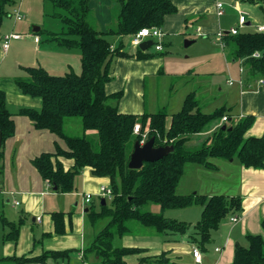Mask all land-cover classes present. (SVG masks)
<instances>
[{
    "label": "trees",
    "instance_id": "1",
    "mask_svg": "<svg viewBox=\"0 0 264 264\" xmlns=\"http://www.w3.org/2000/svg\"><path fill=\"white\" fill-rule=\"evenodd\" d=\"M67 14L55 12L63 24L60 33H47L49 40L60 46L76 48L80 51V73L73 71L62 75L49 73L41 66H25V77H16L14 83L19 90L32 98H39L41 106L21 107L17 114L28 117L37 129H47L62 138L66 148L55 143L53 152H41L31 162L49 185L56 186L58 192L74 189L77 174L85 167L91 174L110 179L111 198L100 203L96 209L90 205L86 218L91 225L102 221L92 243L83 250L82 258H97L99 264H128L125 256L139 252L138 248L114 246L116 236L121 237L135 227L146 228L159 234H185L189 239L204 246L211 239L212 232L220 223L242 212L239 195L180 194L176 191L186 162H195L208 168L214 167L210 158L229 159L236 157L245 167L264 168V135L245 136L254 121L252 115L238 118L229 125L219 126L197 149H189L187 142L191 134H197L213 121L227 114L220 107L210 113L202 112L194 93L186 95L181 109L170 115L159 110L152 113L135 114L122 112L118 101L122 91L107 93L105 85L112 79L111 62L116 57L148 58L147 51L137 47L134 54L124 50L120 40L113 41L106 35H132L142 27H161L168 14L175 13L177 7L172 0H115L118 11L115 20L106 31L95 26L89 0H48ZM241 4L258 5L264 12V0H237ZM16 0H0V31L3 20L10 15ZM1 38V37H0ZM223 42H232V58L241 60L247 67L249 76L264 78V31L247 30L237 34L222 35ZM259 53L255 57L253 54ZM13 113L6 103L5 93L0 89V161L3 144L15 132ZM78 117L84 134L69 135L63 130L65 118ZM139 123L140 133L133 128ZM225 126V128H222ZM96 133V145L85 132ZM154 137V146H172V150L159 160L145 162L139 169L128 167L132 145L140 140ZM59 157L71 158L73 164L65 169ZM158 204L160 212H152L145 207ZM193 204L202 207L200 218L190 224L166 217L165 209L184 208ZM54 232L64 233V213L52 212ZM0 220L10 231L7 237L18 235V224L9 221L0 213ZM264 231V219L261 220ZM247 245L236 243L231 264H264V238L260 234L245 235ZM71 250L45 251L38 256H6L0 264L29 262L43 263L47 258L54 260L68 258ZM137 264H143L141 260Z\"/></svg>",
    "mask_w": 264,
    "mask_h": 264
},
{
    "label": "crops",
    "instance_id": "2",
    "mask_svg": "<svg viewBox=\"0 0 264 264\" xmlns=\"http://www.w3.org/2000/svg\"><path fill=\"white\" fill-rule=\"evenodd\" d=\"M172 1L177 7V11L164 18L161 26L163 36L160 39L162 49L156 50L154 40L146 39L144 41H152V44L142 50L150 53V57L114 58L110 66L112 79L105 85L106 92L122 91V96L118 101V108L122 112L142 114L165 110L168 115L167 125L170 123V115L181 109L184 99L189 93H194L202 112L210 113L220 107L227 109V114L224 115L227 120L224 121L222 117L211 122L204 131L191 134L187 147L188 143L192 142L199 148L202 142L219 126L225 123L229 125L246 115H252L254 121L245 136L264 135V83L259 82L264 78L249 76L247 67L241 60L233 59L232 52L230 60L238 65L239 73L236 78L238 85L230 88L226 96L218 102H214L216 99L214 95L211 97L213 100H210V96L205 94L204 90L206 87L209 89L207 85H211L210 89L214 90V83L207 81V75L194 68L173 72L175 77H170L169 86L164 93H160L161 76L168 73L174 75L171 70L165 69L167 56H164L168 52L165 50V45H170L169 42L173 35L183 29L184 36L189 35L185 40L188 41V44H185L187 46L195 41L192 37L194 33L195 36L208 39L215 35L218 37L220 32L230 34L228 31L233 26H222L219 18L222 13L217 14L216 8V2L220 0ZM230 1L238 14L239 11L245 12L240 8L241 3L237 0ZM88 4L97 29L106 31L113 24V0H89ZM23 20L24 17L16 23L22 25ZM27 25L25 21L23 28H27ZM260 25H264V23ZM245 27H252L249 20L242 28ZM224 28L226 30L221 31ZM41 30L40 27L34 26L30 32H19L15 27L10 29L1 27L0 37L5 33L15 32L22 34V37L14 40L26 38L34 43L31 51L24 45L26 41L12 44L7 48V51L2 48L0 38L2 60L4 61L9 54L22 70L25 66H41L47 71H57L65 66L71 67L69 57L77 61L80 59L78 49L60 46L49 40L47 33H60L63 29L59 32L46 31L47 36L40 35ZM35 37L38 38V41H35ZM218 38L222 47L232 46L233 51L234 44L232 42L225 44L222 36ZM119 41L120 39L113 42V45ZM157 41L155 40V42ZM139 45H132L134 46L133 50H128L124 46V50L134 54ZM205 80L207 82H204ZM183 81L189 83L184 84ZM227 82L232 84V79H228ZM0 89L5 93L7 107L8 103L17 105L15 111L9 109L13 113L15 132L5 140L3 157L0 161V213L7 220L18 224L16 238L7 237L10 229L0 220V258L12 255L32 257L41 255L45 251L71 250L68 258L56 260L47 258L45 264H99L96 257L89 256L83 259L82 254L84 248L92 243L104 223L100 221L101 224L98 222L96 225H91L85 214L90 205L98 209L102 199H107L99 196V192L101 186L110 187V179L94 176L90 169L85 167L78 174V179L74 180L75 190L66 193L56 191L54 186L49 185L47 180L41 177L31 160L41 152H53L55 143L61 148H66L64 140L47 129L35 128L28 117L17 114L21 107L39 108L41 106L39 98L23 94L14 80H0ZM66 119L63 130L68 134L64 129ZM76 122L81 125V121L80 123ZM90 132L95 133L94 131ZM59 159L65 169L73 164L71 158L59 157ZM209 160L214 167L208 168L199 163L186 162L176 191L180 194L239 195L242 201V212L238 219L234 222L230 221L229 217L224 219L219 227L212 232L210 241L204 246L190 241L191 230L185 234L159 235L149 229L135 227L132 232L121 237L116 236L113 241L114 246L139 249V252L125 256L128 264H137L141 260L143 264H196L192 256L194 247H197L201 252L200 264H231L235 244L244 245L247 233L260 234L264 238V231L261 227V220L264 219V168L245 167L236 157L210 158ZM83 193L92 194L89 203L84 201ZM95 201H98L97 207ZM179 209H192L197 218L195 220L177 218L179 216L173 212ZM167 211L168 213H166ZM201 211L200 205L193 204L184 208L165 209L163 214L166 217L185 221L192 225L200 218ZM52 212L64 213L63 234L54 232ZM4 264L13 263L7 261Z\"/></svg>",
    "mask_w": 264,
    "mask_h": 264
},
{
    "label": "rangeland",
    "instance_id": "3",
    "mask_svg": "<svg viewBox=\"0 0 264 264\" xmlns=\"http://www.w3.org/2000/svg\"><path fill=\"white\" fill-rule=\"evenodd\" d=\"M221 1V0H220ZM17 5L20 7L21 13L24 15V20L22 25L20 23H16L12 16L7 15L4 20L2 27L6 29H10L11 27H15L16 31L19 32H30L34 26L40 27L42 36H47L45 33L46 31H54L59 32L63 28V25L60 21V18L56 17L54 13L59 10L58 12L61 14H67L65 11L61 9H57V7H53L51 2L48 0H16ZM224 4L222 8V14L219 17L222 26H229L235 25L237 23V16L238 11L234 8V5L230 0H222ZM114 5V14L118 11V3L113 0ZM53 8V9H52ZM240 8L246 12L247 20H249L252 24V27H245L240 28V31H247V30H254L256 24L264 23V12L259 8L258 5H251V4H241ZM10 12V11H9ZM115 18V16L113 17ZM115 20V19H113ZM27 22V28H23V24ZM224 28L221 31H225ZM189 37V35L184 36L183 29H181L177 34L173 35L172 39L170 40V45H165L168 52L164 55L167 56V60L165 63V69L171 70V72H177V70L184 71L187 68H194L201 73L207 75L206 80L210 81V83H214V90L204 89L205 94L210 96V100H213V95L215 96V101L218 102L219 100L223 99L228 90L230 88L235 87L238 85V65L236 63H232L231 59V52L232 46L222 47L220 45L219 36H211V38H203L200 36H195V33L192 34V37L195 41L189 45H185V40ZM191 37V38H192ZM106 38L110 41H117L120 39L124 46L128 50H133L134 46L130 43V36H115L108 34ZM26 41L25 46L31 51L34 43L32 40H12L9 44V47L16 43ZM8 47V48H9ZM8 51V49H7ZM1 48H0V80L7 81V80H14L16 77H25L26 74L24 71L17 65L16 61L8 54V57L3 61V57H1ZM40 56V53L38 54ZM7 56V54H6ZM10 56V57H9ZM3 61V62H2ZM69 64L71 67H62L57 71H49L51 74L55 75H62L66 72L73 71L77 74L80 73V59L78 61L69 57ZM72 68V69H71ZM52 70V69H51ZM179 71V72H181ZM163 74L161 76L160 84H159V91L160 93H164L167 86H169L170 77H175V73ZM232 79V84H228L227 80ZM204 82H207V81ZM234 82V83H233ZM182 83L186 84L189 83L188 81H183ZM203 83V82H202ZM183 84V85H184ZM220 87V89H219ZM209 100V101H210ZM8 108L11 111H15L17 108L16 104L8 103ZM80 119L76 117H70L66 119L64 129L68 134L71 135H78L81 136L84 134V131L81 128ZM86 136L96 145L97 138L96 134L93 132H85ZM188 147L191 149L198 148L197 146L193 145L192 142L188 143ZM133 148V145H132ZM78 174L76 175L75 179H78ZM76 188H74L75 190ZM66 193V192H60ZM77 196V195H76ZM107 204H110V200H107ZM80 206V205H79ZM95 206H98V201H95ZM146 209L151 210L152 212H160V207L158 204L150 203L148 206L145 207ZM170 211V210H168ZM168 211L166 213H168ZM173 214L177 213L179 217L177 218H187L186 220L196 219L195 211L193 214V210H174ZM179 213V214H178ZM101 224V222H100ZM244 245H247L246 240H244Z\"/></svg>",
    "mask_w": 264,
    "mask_h": 264
},
{
    "label": "built area",
    "instance_id": "4",
    "mask_svg": "<svg viewBox=\"0 0 264 264\" xmlns=\"http://www.w3.org/2000/svg\"><path fill=\"white\" fill-rule=\"evenodd\" d=\"M216 8H217V14H221L222 8H223V3L220 1H217L216 2ZM10 16H12L15 21L22 20L24 17L17 4L12 6V9L10 11ZM246 22H247L246 13L239 11L237 23L235 25H233L232 27H230L228 32L232 35L237 34L239 32V29L245 26ZM255 29L257 31H264V25L257 24V25H255ZM218 35L221 38V36L223 34H222V32H220ZM162 36H163V31H162L161 27H157V26L142 27L136 33H134L130 36V43L134 46H137L142 41H144L146 39H153L155 49L161 50L162 45H161L160 39L162 38ZM21 37H22V34L15 33V32H9V33L3 34L1 37L2 48L4 50H6L9 47V44L12 40L19 39ZM34 39H35V41H38L37 37H35ZM155 40H158V41L155 42ZM253 56L257 57V56H259V53L255 52L253 54ZM229 82H231V81H229ZM259 82L264 83V79H261ZM223 120L224 121L227 120V117L223 116ZM133 132L135 134L140 133L139 123L135 124V126L133 128ZM145 141H146V134L144 133L141 135V139L139 140V142L142 144ZM99 196L110 199L111 198L110 187L101 186ZM83 199L86 203H89L92 199V194L91 193H83ZM238 217L239 216H237V215H233V216H230L229 219H230V221L234 222L238 219ZM192 256L194 258L195 263L200 264L201 252L197 247L192 248ZM36 264H42V263H36Z\"/></svg>",
    "mask_w": 264,
    "mask_h": 264
},
{
    "label": "water",
    "instance_id": "5",
    "mask_svg": "<svg viewBox=\"0 0 264 264\" xmlns=\"http://www.w3.org/2000/svg\"><path fill=\"white\" fill-rule=\"evenodd\" d=\"M152 41H144L139 47L141 49L147 48ZM188 44V41H185ZM222 128H225L223 126ZM172 150V146H154V137L149 138L144 143H140L139 140H135L132 151L130 153L128 167L132 169H139L145 162H152L161 159ZM56 189V186H54ZM104 203V199H102Z\"/></svg>",
    "mask_w": 264,
    "mask_h": 264
}]
</instances>
